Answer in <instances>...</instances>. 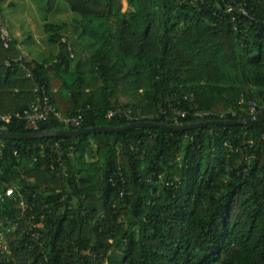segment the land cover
I'll list each match as a JSON object with an SVG mask.
<instances>
[{
	"label": "trees",
	"instance_id": "1",
	"mask_svg": "<svg viewBox=\"0 0 264 264\" xmlns=\"http://www.w3.org/2000/svg\"><path fill=\"white\" fill-rule=\"evenodd\" d=\"M9 1L0 0V32ZM42 1L68 4L76 26L70 37L67 25H45L56 46L46 58L27 60L13 36L9 49L0 39V115L35 103L25 69L54 109L82 116L73 131L131 124L107 118L121 108L162 125L182 109L177 124L193 125L246 122L250 101L264 106V0H125L127 11L124 0ZM233 3L249 17L234 20ZM83 47L89 59L74 61ZM59 131L68 130L54 119L37 131L14 119L3 133ZM0 149V177L14 188L0 201V264H264L263 121L0 140Z\"/></svg>",
	"mask_w": 264,
	"mask_h": 264
},
{
	"label": "rangeland",
	"instance_id": "2",
	"mask_svg": "<svg viewBox=\"0 0 264 264\" xmlns=\"http://www.w3.org/2000/svg\"><path fill=\"white\" fill-rule=\"evenodd\" d=\"M10 2H13L14 7L9 6ZM123 5V10L127 11L128 5L125 0ZM4 13L7 19L6 25L27 60L46 58L56 52V46L49 43L50 35L45 32L46 24L69 26L71 37L78 20L70 6L63 1L48 5L42 0L41 2L40 0H10L4 5ZM73 54L74 61L89 59V53L85 48L77 49Z\"/></svg>",
	"mask_w": 264,
	"mask_h": 264
},
{
	"label": "built area",
	"instance_id": "3",
	"mask_svg": "<svg viewBox=\"0 0 264 264\" xmlns=\"http://www.w3.org/2000/svg\"><path fill=\"white\" fill-rule=\"evenodd\" d=\"M227 11L228 13L233 15L234 20H236V16L234 12L235 13L238 12L242 16L249 17V13L246 7L239 3H233V5L228 7ZM0 39L4 47L6 49H9L11 44L13 43V37L7 26L2 27L0 32ZM25 72L27 74V77L34 82L33 91L36 95V101L27 111H25L23 115L19 113L0 115V133H2L6 125L12 123L14 119L24 120L26 122L27 128L33 131H37L41 124L49 121L50 119L56 120L59 124L63 125L66 130H69L70 128L73 127H80L82 125L83 123L82 116L67 117L62 113L58 112L56 109H54L51 102V96L49 94V91L46 89V87L37 83L34 75L30 71L25 69ZM248 107L250 113L253 116H256L258 114H263L261 111L264 110V106H260L254 101H250L248 103ZM160 114L167 115V112L161 109ZM188 115L189 113L185 110L174 109L173 115L166 117L170 121L175 122L174 125H178L177 122L179 121V119H185ZM194 116L203 119L206 116V114L198 112L195 113ZM116 117L125 118L131 124L138 119L136 116L133 115L131 109L129 108H121L118 109L117 111H110L107 114V118L109 120H113ZM221 117L223 118L224 116L222 115ZM149 119H153V116H151ZM2 156H3V151L0 149V159ZM4 185L5 182L0 177V201L3 200L4 196L10 198L14 195V188L12 187L5 188Z\"/></svg>",
	"mask_w": 264,
	"mask_h": 264
},
{
	"label": "water",
	"instance_id": "4",
	"mask_svg": "<svg viewBox=\"0 0 264 264\" xmlns=\"http://www.w3.org/2000/svg\"><path fill=\"white\" fill-rule=\"evenodd\" d=\"M255 121H263L264 122V114H258L252 119L242 122V121H207L193 125H162L153 122H139V123H132L125 127L120 128H111V127H96L91 129H84V130H68V131H59L56 133H36L30 135H16L10 133H0V140H37V139H44V138H70V137H81L88 134L93 133H122L127 132L137 128H157L166 131H173V132H186L191 130H197L200 128H204L207 126L212 125H229V126H236V125H247L251 124Z\"/></svg>",
	"mask_w": 264,
	"mask_h": 264
}]
</instances>
